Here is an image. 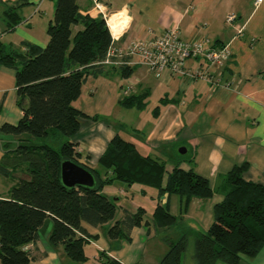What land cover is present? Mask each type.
<instances>
[{"label": "crops", "instance_id": "crops-1", "mask_svg": "<svg viewBox=\"0 0 264 264\" xmlns=\"http://www.w3.org/2000/svg\"><path fill=\"white\" fill-rule=\"evenodd\" d=\"M76 2L82 15L100 16L91 0ZM54 4L55 0H0V41L13 49L25 43L44 47L48 42L46 30L53 19ZM17 5H20L17 11L22 21L9 30L5 11ZM100 10L104 14L118 13L126 19L121 33L116 36L117 46L150 39L171 28L177 29L184 41L206 38L209 45H228L232 57L223 69L222 79L230 87L211 88L208 82L178 78L167 72L156 77L134 60L126 65L133 67L128 79L121 78L117 72L108 77H88L79 98L72 104L88 117L82 120L75 137L77 150L82 155L79 164L95 169L116 134L133 143L141 155L164 161L167 172L181 160L178 150L185 148V157L192 159L194 171L209 182L214 195L208 201L192 199L186 211L180 214L177 196L165 194L157 201L156 190L138 188V194L150 204L151 214L160 203L167 206L172 215H181L183 219L171 229L134 228L130 241L109 240L101 233L107 225L94 228L84 224L91 236L86 246L92 249L85 252L87 260L83 263L72 262L62 248L49 245L52 221L49 219L47 223L46 220L43 236L39 234L35 243L24 248L34 257L30 264H99L101 252L121 264H158L168 244L156 239L150 248L153 231L176 230V237H166L171 241H176L183 229L205 233L213 221V206L223 200L225 176L234 166L246 163L244 181L264 184V0L258 6L254 5V0H100ZM229 14H234L236 23L244 26L241 34L226 24ZM78 29L73 27L74 32ZM120 63L110 66H122ZM198 64L191 60L187 66L194 70ZM129 95H142L143 108L122 107L120 100ZM162 98L169 102L160 105ZM15 99L14 74L0 67V128L4 124L15 125L21 119L22 112ZM111 102L114 106L108 109L109 117L102 119V113ZM157 106L159 109L155 113ZM16 144L15 138L0 132V162L4 152L12 150ZM190 167L185 159L179 162V168L184 171ZM14 183V178L0 175L1 199L9 196ZM127 192L119 187L123 199ZM115 201L119 202V198L115 197ZM120 209L122 213L123 210H137ZM239 264H264V246L256 256L242 257Z\"/></svg>", "mask_w": 264, "mask_h": 264}, {"label": "trees", "instance_id": "trees-1", "mask_svg": "<svg viewBox=\"0 0 264 264\" xmlns=\"http://www.w3.org/2000/svg\"><path fill=\"white\" fill-rule=\"evenodd\" d=\"M20 5L5 11L7 28L13 29L22 18ZM73 27H79L73 31ZM48 42L44 47L25 43L9 48L0 41V67L11 70L15 78L16 106L22 112L17 124H4L0 132L17 140L6 150L0 162V175L15 179L9 196L0 198V264H30L34 257L24 249L39 238L47 219L52 221L48 236L51 247L62 248L74 263L87 260L85 247L91 236L84 229L104 225L109 240L130 241L134 228L171 229L183 217L174 216L167 206L157 203L151 216L138 208L123 210L115 219L116 203L102 194L106 186L121 182L177 196L180 214L192 199L210 200L214 191L209 182L193 169L192 159H181L170 172L165 162L143 156L131 142L116 134L100 156L91 188L65 187L60 180V165L71 161L78 165L81 154L75 137L86 115L73 107L88 77H108L116 73L128 79L133 67L103 63L115 45L105 20L82 15L76 0H55L53 19L48 23ZM169 100L160 99V105ZM124 108L142 109L144 97L129 95L120 100ZM159 107L155 108V113ZM97 118H92L96 120ZM88 157V156H86ZM185 159L190 169L179 168ZM247 164L234 166L224 179L223 200L213 206V221L205 233L181 231L176 241L164 238L168 250L158 264H189L187 250H193L190 264H239L242 257L256 256L264 246V184L246 182ZM99 264H121L101 252Z\"/></svg>", "mask_w": 264, "mask_h": 264}, {"label": "built area", "instance_id": "built-area-1", "mask_svg": "<svg viewBox=\"0 0 264 264\" xmlns=\"http://www.w3.org/2000/svg\"><path fill=\"white\" fill-rule=\"evenodd\" d=\"M262 1L254 0V5L258 6ZM91 2L93 9L97 10L98 15L105 20L114 43H117L118 40L116 36H113L109 25L112 15L104 14L100 10V0H91ZM225 22L233 27L237 34H241L244 30L243 25L236 23L237 18L234 14L227 15ZM231 57L232 50L228 45H209L206 38L191 42L184 41L181 39L179 31L171 28L150 39H137L124 46L111 47L103 63L121 62V65H130L129 61L134 60L136 64L145 66L156 77L167 72L178 78L208 82L211 88H228L230 87L229 83L223 81L222 73ZM126 59L128 60L125 61ZM191 60L199 62L194 70H190L187 66Z\"/></svg>", "mask_w": 264, "mask_h": 264}, {"label": "rangeland", "instance_id": "rangeland-1", "mask_svg": "<svg viewBox=\"0 0 264 264\" xmlns=\"http://www.w3.org/2000/svg\"><path fill=\"white\" fill-rule=\"evenodd\" d=\"M117 18H119V17L117 16ZM112 105H113L112 102L108 104L105 112L102 113V115H101L102 119H106L109 117L108 116L109 115L108 109L112 110L111 109ZM153 106H151V107H153ZM110 117H112V114H110ZM110 186H112V187H110ZM110 186H108L104 189L103 194H106L111 201H114L116 203L115 219H119L122 215V210L120 209V207H125L126 209L133 211V210H136L138 207L141 206V207L146 209V217L149 218L151 216L150 204L147 203L146 198L139 195L140 193L138 194V191H137L138 188H143L142 186L136 185V184L132 185V186H127L126 184H123V183L118 182V181L113 182V184H111ZM119 187H123L126 191H128L125 199H123L121 193H119ZM148 190L151 191L152 189H148ZM110 192L116 193V195L113 196L111 194H108ZM115 197L119 198V202L115 201ZM48 222L50 223L49 219H47V223ZM111 223L112 222H110L107 225V227H109V225ZM46 228H47L46 225H44L43 228L40 230L39 234L43 236L44 232L46 231ZM101 233L105 236L106 235L105 229H103ZM152 236H153V240L150 244V248L152 247V244L154 242H157L156 239L160 242H163L165 237H173V238L176 237L177 232H176V230H173V231L172 230H169V231L158 230V231H156V233L153 231ZM91 249H92V247L86 246L85 252L88 253L89 250H91ZM186 254H187L186 261H187V263L190 264V262L193 261V258H192L193 250L189 247ZM90 262H92L91 258H90ZM89 264H92V263H89ZM217 264H225V263L219 261V262H217Z\"/></svg>", "mask_w": 264, "mask_h": 264}, {"label": "water", "instance_id": "water-1", "mask_svg": "<svg viewBox=\"0 0 264 264\" xmlns=\"http://www.w3.org/2000/svg\"><path fill=\"white\" fill-rule=\"evenodd\" d=\"M178 153L180 155H184L186 153V149L180 148ZM60 180L62 184L68 188H91L95 183L94 177L88 170L71 161H63L61 163Z\"/></svg>", "mask_w": 264, "mask_h": 264}, {"label": "bare ground", "instance_id": "bare-ground-1", "mask_svg": "<svg viewBox=\"0 0 264 264\" xmlns=\"http://www.w3.org/2000/svg\"><path fill=\"white\" fill-rule=\"evenodd\" d=\"M117 16L119 18H117ZM125 23H126L125 17L120 14L112 15L110 17L109 25L113 36H118L121 33L122 28L125 26Z\"/></svg>", "mask_w": 264, "mask_h": 264}]
</instances>
